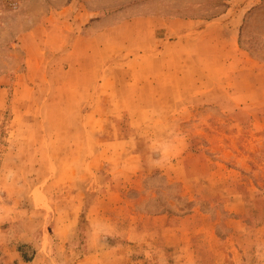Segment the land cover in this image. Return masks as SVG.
I'll list each match as a JSON object with an SVG mask.
<instances>
[{"label":"rangeland","instance_id":"obj_1","mask_svg":"<svg viewBox=\"0 0 264 264\" xmlns=\"http://www.w3.org/2000/svg\"><path fill=\"white\" fill-rule=\"evenodd\" d=\"M236 13L239 47L253 63L233 62L237 45L218 27ZM209 21L213 39L198 31ZM252 114H264V0H0V264L18 252L30 260L34 243L17 236L33 226L52 233V209L80 214L77 245L88 226L132 206L135 186L176 198L182 187L170 173L211 179L200 189L216 198H200L222 220L220 235L233 217L223 211L224 187H239L248 196L238 227L244 254L229 264H264L257 161L236 172L218 163L221 150L205 154L256 146L264 120ZM217 239L215 258L191 264H226Z\"/></svg>","mask_w":264,"mask_h":264},{"label":"crops","instance_id":"obj_2","mask_svg":"<svg viewBox=\"0 0 264 264\" xmlns=\"http://www.w3.org/2000/svg\"><path fill=\"white\" fill-rule=\"evenodd\" d=\"M238 15L239 13H236L227 21H218L220 23L218 27L222 28L225 34L232 35V48L237 45L233 62L245 65L253 63L254 58L239 47V28L243 21ZM183 23L188 28L191 25L186 20H183ZM214 23L216 21H209L198 31L209 34L210 39H213V29L217 27ZM189 31L191 29H186L184 33H189ZM237 57H239L238 60H236ZM152 86L155 87L153 82ZM121 100L125 99L120 98L119 101ZM252 115L255 119L264 120V114ZM259 123L261 124L260 121ZM262 132L264 130L257 128L256 146H209L211 151L205 154L211 156L212 151L221 150L222 155L219 157L224 161L219 160L218 163L236 172L254 171V161H257L255 163L257 169L254 171L256 182H253V186L258 191H262L261 179H259L264 177V138L259 134ZM228 151L231 153L230 157ZM202 154L204 153L198 151L194 152L193 156L197 157ZM158 156L163 157L158 152L153 158L157 161L156 165L161 167L164 164ZM194 157L190 156L192 159H195ZM232 157L236 159L237 165L231 161ZM183 161L185 165L186 160L183 159ZM214 174L216 175L215 171ZM163 175L166 176L164 173ZM195 175L197 174L173 176L170 173L169 177L166 176L168 181L179 183L182 187L181 193L176 198L157 190H151L145 196L143 191L148 188V185L144 189L135 186L136 198L131 199L132 206L126 210H113L104 226H88L86 239L83 244L80 243L82 245H76L77 240L80 239V226L77 222L80 214L71 208L63 211L52 209V212L47 213L52 221L50 224L52 233L49 229L46 233L44 228L33 226L27 231L23 229L24 232L17 236L18 241L23 244L34 243V253L30 260L24 259L22 252H18L11 254L12 260L9 257L3 260L4 264H10L11 261L14 264H173L174 262L191 264L192 256L194 262L196 257L198 260L200 254L204 258H215V254L210 250L213 248V237L218 238L217 240L222 245L221 248L225 249L224 262L229 264L235 256L244 254L238 241V236H241L238 227L246 225L241 216L247 207L245 203L248 196L239 187H234L235 191H230V187H224L223 211L224 214L233 217L225 228L226 231L220 235L219 228L222 227V220L217 217L216 213L214 214L213 209L202 205L204 199L216 198L200 189L201 184L209 186L211 179L204 180L202 176ZM231 176L232 173L228 175V178ZM200 194L207 198H200ZM256 194L257 197L259 194ZM182 201L187 202L190 207L181 206ZM100 212L97 206L96 215L99 216ZM52 236L56 238V242L52 240ZM110 236L115 237V240L110 242ZM69 242H73L71 243L73 246L69 247ZM106 242L114 245L110 246ZM48 243L53 244L48 246Z\"/></svg>","mask_w":264,"mask_h":264},{"label":"trees","instance_id":"obj_3","mask_svg":"<svg viewBox=\"0 0 264 264\" xmlns=\"http://www.w3.org/2000/svg\"><path fill=\"white\" fill-rule=\"evenodd\" d=\"M22 255H23V257H24V259H26V256L22 253ZM27 260V259H26Z\"/></svg>","mask_w":264,"mask_h":264}]
</instances>
